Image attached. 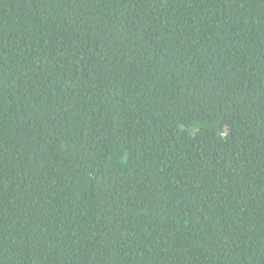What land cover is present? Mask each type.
<instances>
[{
	"label": "trees",
	"instance_id": "1",
	"mask_svg": "<svg viewBox=\"0 0 264 264\" xmlns=\"http://www.w3.org/2000/svg\"><path fill=\"white\" fill-rule=\"evenodd\" d=\"M0 264H264V0H0Z\"/></svg>",
	"mask_w": 264,
	"mask_h": 264
}]
</instances>
